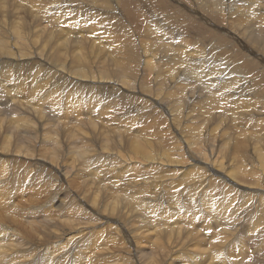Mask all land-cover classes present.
<instances>
[{
  "label": "bare ground",
  "instance_id": "6f19581e",
  "mask_svg": "<svg viewBox=\"0 0 264 264\" xmlns=\"http://www.w3.org/2000/svg\"><path fill=\"white\" fill-rule=\"evenodd\" d=\"M6 1L7 0H0V33L1 34L7 33V35L11 39L8 42L6 40V38H5V36H4L5 39L0 38V67H8V68L10 67L11 69H14V71L16 73H18V74L23 73L24 70L33 69V71L34 70L37 71L38 68H39L40 71H41V74H43L44 77L39 82H37V81L40 79V77H34L33 81L37 82V83L36 84L33 83L32 86H30V89L34 93L37 90H39V89H40V92H42L41 85L43 83H41V82H44V84L48 83V87L47 88L53 89V91L48 93L47 96H45L43 99H41L40 104H38L37 106H39V107L45 106L50 111H52L55 107H58L57 104H56V102H57L56 100H57L58 96L61 95L59 93H66V91L68 89L75 90V91L77 90V92L85 93L86 94L85 98L87 99V101H84L82 103H78L77 105L74 104V107L76 108L77 111H75V114H73L74 115L73 118L76 120V122L78 124H80V123L83 124L85 122H88V124H91V125L96 124V123H94L95 116H93L92 110H93V106L96 105L97 101L100 102V106H101L102 102H105V101L108 102L107 100L111 99V98H112V100L115 98L114 101L115 100L117 101L118 98L120 100H127L133 105L132 108H134V110H136V112H137L138 110H142V109H141V107L140 108L138 107L139 103H135V101L137 102V100H139L140 98H144V102H147V100H150L149 102L153 103L152 106H155V108H158V110L163 111L164 113H167V115L169 117L168 119H170L169 120L170 124L172 126H174V129L178 132L179 138L182 140L183 147L187 150L188 153L189 152H195L196 150H198V149H196V146L195 147L193 146L194 148L192 150V143L190 142V140L185 139L183 137L182 133H180L181 131H179V129H178L179 127L177 125H179V123L182 121L181 120L182 119L181 111H183L187 107V105H189L191 102L193 103L195 100H199V101L202 100V102L203 101H207V100H205V98L210 97V96H212V97L215 96L216 97V96L220 95L218 98L225 97L224 100H222V102H224L225 99L227 100V98H233V99H237L239 97L242 98L241 95H243V93H244L243 86L248 82L247 81L248 79H245L244 75L243 76L241 75V72L239 71L238 68H236L234 70H230L232 72H236L237 71V74H234V73L219 72L218 69L215 68V67H206V68L203 69V66L201 64H198L197 68H196L194 66V64H197L200 61H203L205 64L213 65L220 58H222L221 55L226 54L227 51L230 49L229 53L227 54L229 56V59L225 63V65H226L225 68L229 70V69H231V64L233 63V55H234L233 51L236 48H240L241 50H243L246 53H248V56H251L253 58V62H254V65H255V70L253 69L254 70L253 72L257 73V75L259 77H261V76L264 77V73H263L264 72V42L262 41L263 40L262 37H261V39L259 38V36L264 33V0H211L210 2L207 1V0H189L191 2V6H189L187 8H186V5H184L183 3H180L177 0H168L167 1L168 4H170L169 6L176 5L178 7V5H179V7H181L184 10V12H185V10H188L189 13H191L192 16L197 21H205L206 23H208V25L209 24H210V26L212 25V28H209L208 32H202L201 30H199L197 32L196 31H192V30L186 31V29L190 28V27H183V23H181V24L179 23L180 25L179 24L175 25L176 23L174 24L173 23L174 21L172 22L170 19H168L166 17V15L162 19L161 18L155 19V18H153L152 16L149 15V17H148V19L150 20L149 22H151V24L153 25L152 27H150V29L148 27V24L146 26H143V29L140 28V26H138L140 28V31L142 30V33L148 34V35L151 34V35H153L156 38L155 46H153L155 48L151 47L149 49H144V51H143V57L145 59L144 62H143L144 63L143 69L145 68V70H143V71H145L143 75L153 74V75H155L154 77L157 79V77L159 76L160 73L162 75L163 68H166L168 66L167 65L168 62L169 63L175 62L174 64L175 65L178 64L180 66V68H181V70H180L178 68L174 69V67H173L174 70H172V71L169 70L170 71L169 72V74H170V81H169L170 88L174 87L178 82H182L183 80L186 81V84H183L184 85L183 88H180L178 86L182 90L180 91V93L178 95V100H176L177 108H176L175 113L168 111V110H170V108L167 105H164V103L162 102V100L158 96L157 97L156 96L153 97L154 95L153 96H148V97L144 96L142 94L141 90L139 89V86H140V83H141V79L139 80V83L137 82L138 84L134 85L135 87H129V86H127V83L128 82L131 83V82L127 81L126 79H123V78H130V77L127 76L125 73H121V76L118 75L120 77H119V79H117V78H113V77H110V76H106L105 74H101L99 72H98L99 74H94L91 71V69L87 66V62H88L89 59H87L86 54L82 50L83 48L85 49L86 47H83V46L85 44L89 45L91 47V51H93V52L95 50H98L97 48L102 50L105 47V45H104L105 42L102 41L103 37L95 38L96 41H93L92 44L88 43L87 40L86 41L85 40L84 41L78 40L77 42H74L72 40L73 41L72 45H75V46L79 45L81 48H79L77 50H79V51L82 50L81 52L73 51L72 54H71V56H73L74 59H75V61H71V63H70V64L74 65L73 69L70 68V67H66L64 62L60 61V59H57V58L53 59L52 58V54H50L48 56L49 62H47V59H45V56L43 55L44 53L41 54L38 50L37 51L36 50H33V51L31 50V51H29V53H27V52L23 53V51H22V49H25V48H30V49L36 48V45H37V47H43L44 48V46H48V43H49V41H50V39L52 37H53L52 39H54V40L57 39L58 40L59 38H62V37L64 38L66 35H71V34L74 33V30H75L73 28L74 26L73 27L72 26L67 27V25H65V23H66L65 17H63L61 15L60 16L56 15V16L51 17L49 15V13H51V14L53 13V12H51V10L57 11V9L66 8L67 4L68 5L71 4L72 6H74V7H71V8L83 10V12H84V14L82 16V19H83L82 21L83 22H84V19H87V15H90L91 18L92 17L95 18L96 23H97L98 17H96V16H98V13L96 12V13L92 14L89 11L93 10V12H95L94 10H101L103 8V10L104 9L111 10V12H112L113 9L114 10L116 9L117 10L116 12H118V10L122 11L124 13V15L126 14L129 18H131V19H133L135 21L137 18L139 19V17H137V15L135 14L134 10L137 7V4L133 3L134 2L133 0H17V2L14 0L17 3L16 6H20V4L21 3L23 4L24 1H25V4L28 3V5L27 4L26 5L30 6V8L28 7L29 9L27 11L22 10V8H21L22 5L20 7L22 11H19V10L16 11V8H12L10 5H6L5 4ZM136 1L137 0H135V2ZM185 1H187V0H185ZM12 2H13V0H12ZM25 4L23 5V7L25 6ZM138 4L140 5V2ZM99 5L102 6L101 9H99L100 8V7H98ZM134 5H136V6H134ZM142 7H144V5L141 6V8ZM20 8H18V9H20ZM32 8L35 9V10H33ZM141 8H140L141 11L145 10V9H141ZM137 9H138V7H137ZM179 10L180 9H178V11ZM164 11L170 12L169 9L168 10H164ZM178 11H177V13H178ZM87 12L89 14H86ZM180 12H179V14H180ZM137 13H138V11H137ZM39 14H41V15L39 16ZM139 14H141V13H139ZM162 14H164V13H162ZM230 14H235V15L242 16V19L244 17L245 18L246 17H251V21L250 22H253L251 24V28L252 29L249 31V26L247 28H242V27L247 26V25H243V24H239L240 27H236L235 26L237 29L234 30V31L229 29L228 26H233L235 24V21H238L241 18V17H237L235 20L231 21L230 20L231 18L229 17ZM107 15H109V13ZM224 15L225 16L227 15L228 17L225 18ZM246 15H248V16H246ZM146 16H148V15H146ZM173 16H174V14H173ZM219 16L221 17V19L223 21H226L225 25H227V27L226 26L220 27L221 26L219 24L220 22L218 21L219 25H217V21L216 22L214 21V19L219 18ZM61 17L63 18L62 20H61ZM100 17H102V15H100ZM103 17H105V16H103ZM143 19L146 20V18H144V17H143ZM44 22H47V23L55 26L56 27L55 28L56 31L57 30L60 31V32H58V35L54 33V36H53V33L51 31L48 34L46 33L45 37H42L44 32H41V30H43V28L45 29V26L43 25V27H42L41 24L44 23ZM88 22H91V21H88ZM88 22H85V23H88ZM182 22H184V21H182ZM68 23H70V22H68ZM105 23H106V21H105ZM91 24H92V22H91ZM83 26H85V24ZM136 26H137V24H136ZM48 27H50V25ZM93 28H95V27H93ZM93 28L87 29L85 34L84 33L83 34L86 36V35L92 33L93 32ZM100 28H102V27L100 26ZM3 30L5 32H3ZM94 30H96V29H94ZM97 30H99V29H97ZM81 31L83 32V29ZM254 32H255L256 35L254 34ZM95 34H97V33H95ZM107 35L108 34H106L105 36H107ZM138 35H139V33H138ZM72 36H74V34ZM140 36H141V32H140ZM73 38L74 37H72V39ZM193 38H195L196 40L193 41V45H190L191 43L190 42L188 43V40L189 39L191 40ZM66 41L68 42V39H66ZM110 41H111V38H110ZM116 41H119V40L117 39ZM106 42H109V39L107 40V37H106ZM96 43L98 44V47L94 46ZM112 43H113V40H112ZM230 43H232V45ZM224 44H228L227 46H231V47L229 48V47L223 46ZM255 44L256 45L260 44V46H257V49L261 48V51H257V52H259V54L254 52L255 50L253 51V47L256 48ZM100 45H102V46H100ZM109 45H111V44H109ZM64 47H65V45H64ZM95 47H97V48H95ZM68 49H70V48H68ZM117 49H119V48H117ZM57 50H59L61 52V49H57ZM71 50H73V49H71ZM71 50H70V52H71ZM114 50H115V48H114ZM234 52H236V51H234ZM96 53L99 54V51H96ZM246 53H244V54L246 55ZM59 54H61V53H59ZM59 54H57V55H59ZM106 54L108 56H110V55L112 56L111 52L106 53ZM46 55H48V54H46ZM119 55H120V53H119ZM248 61H250V60H248ZM171 66L172 65H170V67ZM107 69H109V68H107ZM170 69H172V67ZM96 70H97V68H96ZM99 70H101V69H99ZM106 71H108V70H106ZM255 71H260L261 74L259 72H255ZM129 72H130V70H129ZM108 75H109V73H108ZM113 75H115V73ZM164 75H166V74H164ZM116 77H117V75H116ZM161 78H163V77H161ZM256 78L257 77H253V85H254V81H256ZM165 81L167 82V80H165ZM162 84H161V86H162ZM143 85L145 86L147 84L145 82H143ZM172 85H174V86H172ZM158 87H159V85H158ZM253 87H256V86L254 85ZM259 87L256 89V91L253 89V95H254V97L252 99L253 103L250 104L251 105L250 107H253L252 108L253 109L252 110L253 114L251 113L252 114L251 116H253V121L256 120L255 117H258L260 115L259 113H257L259 115H256V113H255V111L257 112V108H264V100H256V98L258 97L257 95L260 94L264 90V88L261 89ZM129 88H131V89H129ZM179 88H177V89H179ZM214 88H215V90L213 92V95H211L209 92L213 91ZM250 88H252V87H250ZM160 89H162V88H160ZM251 90L252 89H250L249 92ZM12 91H14V90H12ZM142 91H143V89H142ZM175 92H177V91H175ZM13 94L14 95H12V96L8 95L9 98L7 99V101L0 100V116H2V115L5 116V114H6V116L9 115V117H7L8 118V124L6 123L4 126H7V128H9V129L13 128V127H16L18 129L19 133H20V138L17 137L18 136V132H17V136L14 135V139L13 140L11 139L12 137H10L9 135L7 136L6 134H3V135L0 136V149L4 150L3 152H0V189H1V186H2V181H4V175H5V172H6V166L7 165H5V163L8 160H11V159L12 160L15 159V161L20 159V160H23L25 163H27L28 165H25V166H28V169H25L26 167L25 168L22 167L23 169L26 170V171L24 170L25 171L24 173L28 172L31 175L32 179H34V180L37 179V178L39 180L41 178V179H43V181H49V184L52 187L57 182L59 184V181H62L63 179H65V182H66L67 177L65 176V171H63V170H66V172L68 173L69 169H66L64 165H61L60 163H57L56 162V158H55L56 157V155H55L56 149L59 150L61 145L60 146L57 145L58 147L56 146V148L54 149V145L56 144V139H55L56 137L55 138H51L52 136L50 137V135H49V137L47 136L48 137V141L51 144H53V146H51V150H49L47 152L46 156H44V154L40 153L41 152L40 148H38L36 144H33V143H35V140H32V139L28 140L27 137H26V134H27L28 130L31 128V126L30 125L29 126H22L21 125L22 122H23V124H24V122H29L30 123V121H28V119H30V118L23 116L22 112L18 111V109H17L18 107L14 106V105L20 106V108H22L21 110H25L24 107L26 106L25 104H27V103L22 102L21 100H19V98L17 99L16 97H20V96H18V94H15V91H14ZM38 96H40V95H38ZM64 96H65V94H64ZM78 96H80V93H79ZM96 96H98V97H96ZM245 96H247V95H245ZM33 99H34V97H33ZM37 99H40V97L37 98ZM182 99H184V101H183V104L181 105L180 103L182 102ZM249 99H251V98H249ZM120 100H118V101H120ZM213 101H215V100H213ZM240 101H242V100H240ZM31 102H32V99H31ZM250 102H252V101L250 100ZM247 104H249V103H247ZM128 105H130V104H128ZM243 106H244V104H243ZM248 106L249 105L246 106V104H245L246 108ZM39 107H37V108L35 107V108L31 109L30 112H31L33 117L35 115L43 113L42 108H39ZM225 108H227V106ZM28 110L29 109H27V111ZM212 110H214V109H212ZM8 112L10 114H8ZM101 114L102 113H98L96 115V117H101ZM174 114H176V115H174ZM209 118L210 117H208L207 119H209ZM37 119L41 120L42 116L40 115V117H37ZM2 122H3V119H2ZM258 123L260 125H264V120L262 118H260V119H258ZM114 125H115V123H114ZM198 125H199V122H198ZM257 125H255V126H257ZM136 126H137V124H136ZM201 126H199L198 128H200ZM202 127H204V126H202ZM120 128L121 127H119V129ZM131 128H130V131L132 130ZM2 129H4V128H2ZM2 129L0 128L1 131H2ZM121 129H124V126ZM184 129H185V127H184ZM186 129H188V128H186ZM11 130L12 129L7 130V132L10 133ZM116 130H118V129H116ZM120 130H118V131H120ZM7 132H4V133H7ZM62 132H64V131H62ZM79 132H81V131H79ZM79 132L77 131L76 133L71 134V136L73 138H76L77 142L78 143L80 142V144L82 145V146L80 145V153H79V157L78 158L81 157L82 162L84 163V165H86V163H91V162L93 163L94 160H96V157H95V154H94V150L90 148L92 146L87 143L88 140L86 141V139H84L85 138L84 134L83 133H79ZM127 132L128 131H126V133ZM262 132H264V126L261 127L258 130L257 134L254 136V139H253V153L251 155V158L245 155L243 157V160L241 161V163H239L240 166L235 167V168L233 166L234 170H231V171H228L229 165L225 166V163H223L224 161L222 162V159H223L222 156H221L222 154L219 155V153L217 151H213V149H210V151L208 152V156H207L208 161L204 160L206 158L200 159L199 156L195 155L194 153H190V156H193L192 159L195 158L197 160V162L202 166V169L204 170V172H203V174H201V172L203 170L200 168V170H202V171L201 172L200 171L197 172V169H196L197 176H198L197 177V176H195V173H196L195 169L194 168L191 169V170H194L193 174H194V177H196V179L194 178L196 180V182L193 179V174H192L193 171L191 172L192 175H190V176H192V179L189 177L190 173L188 174V177H186V179L190 178L196 184V186L194 187L193 190H190L188 192L186 191V193L188 194V196L185 195V197H187V199H186L187 202L186 201H182L181 197H183V196L179 197V195H178L179 194V190L181 189L180 187H179L180 189L178 188V190L176 191L177 194L176 193L174 194V192H173V195L169 193L170 195H172V198L169 195L168 199L171 198L170 202L177 206V212L179 210V212L181 214V211H182L181 208L190 210V211L188 210L190 213H188L187 215L184 216L182 214L183 218H185L186 221L184 222V221L181 220L180 222H182L184 224L182 226L179 224V226H177V228L175 227L176 229H174V221H173V223L170 222V224L172 223L173 226L172 225L170 226V224L166 221L167 220L166 215H168V214H166V212H168V211H165L164 214H166V215L162 214V212L160 213V212H156V210L154 211V208L156 209V205H161V204L163 205V203L166 202L165 200L167 199V197L164 195V193H162L163 189H160L161 186L160 187H159V185L157 186V184H158L157 180L154 179L157 183L155 181L152 183V181L150 179H148L149 177L148 178L145 177L146 179H142L143 180V188L146 189L145 191H148L149 189H152V191L154 192V190H155V193H152V191H151V193L149 194V196L151 195V197L150 198H145L146 201H144V196L145 195L143 196V198H140V199H139V197H137L138 194L136 196L133 195L134 193H136L135 192L136 190L134 192H133V190L137 189V188H131L134 185L132 186V183H130V181H129L130 179L125 180L126 181L125 183L127 184V186H131L130 189L129 188L125 189L122 192L119 191L120 194H121L120 195L121 196L120 197V201H121V205L123 204V209H126V207H131V210L127 209V210H130V212L134 211L133 208L141 209V211L139 210V212H137V210L135 209L136 210L135 212L137 214L136 215L137 219H138V216L140 217V219H139L140 222H138V224L140 226H138V227L139 228L143 227V226H146V227L141 228V229H136L137 232L133 231L132 233H134V234H132V235H131V231H130L131 229H130L129 225L124 223L125 221H122V219H121V217H123V216H125V218H127L126 216H128V218H129V216H130L129 214L130 213H126V211H124L123 214H122L123 216H121V215L117 216L115 214V211L118 209L117 208L118 206H117L116 202H120V201L119 200L117 201L115 199V201H116L115 202L113 200V198L119 199V197L107 196L108 198L110 197L111 200H113V202L111 201V203H110V202L107 201V197L105 195H102L101 192H99L100 189L102 188V186L107 184L109 181L107 183H105V182L103 183L102 182L103 180H102L101 183H103L104 185H101L99 190L97 188L99 186H96V184L98 183L96 181L97 183H95V185H94V187L96 186V189H94L95 191H92L91 195L89 194L90 195L89 197L87 196V199H85L83 197V193H85V192H83V190L82 191L80 190L81 192H83L82 194H79V193H76V192L72 193V194L70 193L72 196H74L73 198H75L77 200L76 201L73 200L74 202H76L75 206H73V204H72L73 202L71 200L72 197L70 198V200L72 202V203H70V204H72V206L71 205L70 206L72 208H70V207H68V208H70V212L73 213V214H70V212H69V213L65 214L64 216H59L57 214L58 212H56V211L58 210V206L54 207V204H52V205L49 204V210H50L49 212H45V210L40 211V209L38 207H35L33 212L32 211L30 212V207L25 205L29 199L26 200V198H24L23 193L22 194L20 193L21 195L18 198H16V199H12V197H11L12 200L11 199L7 200L3 196V193H2L3 189H1V191H0V264H60L61 261H63L62 262L63 264H74L73 260L75 259V257L73 255H71V254H72L74 248L77 246V244L82 242L83 239L82 238L80 239V232L79 231H77V232L74 231L75 230L74 226L78 227V225H80V224L74 225L76 223H72L73 221H71V220H74L75 222L80 223L82 219H84V220H86L85 218L91 219L92 215H94V214H95L94 217H92V219H91L92 223L97 222V221H99L101 223H106V222L109 223V220H116V225L114 224V226H116V228H118V229H116V233H114V235L115 236L117 235L119 237L116 236V238H118V240L117 239L115 240V237H110V242L108 244L110 246H113L112 243L115 245V247H112V249L108 246L107 242H102L99 245L101 250L98 251L96 254H93V255L90 256L89 252H86L84 254V256L87 257V260H85L84 264H140L138 258L140 256L147 257L146 253L142 252L139 249V245H140L139 237L144 239L145 236H146L145 232H146V234L150 233V236H151V232H152V235H155V236H151L150 238H152L151 241L152 240L153 241H157L158 240L157 244H156V242L154 243L157 246L156 248H158V250L162 251L165 248V246H166V247H169V249H171V251H173L172 252V256L169 257V260L167 259L169 261L167 264H185V262L187 264H229L227 262L228 260L224 259L223 253H225V250H226V255H228L230 257L231 254H228L230 252V248H231L232 244H235L236 242L239 241L238 238L241 239L240 243H243V244L247 243L248 245H252V247L251 246H249L250 248L247 247V250L246 251H242L241 253L239 252L240 254H234L237 258L234 261H229V262H231L232 264H249L250 261L252 262V264L257 263V262H253V261H255L254 256H256L254 254H257V252L261 253V251L264 250V142L260 143V142L264 141V133H262ZM51 133H52V131H51ZM72 133H73V131H72ZM99 133L102 134V131H98V134ZM120 133L121 132H119V134ZM128 133H130V132H128ZM111 134L112 133H110L109 135H111ZM122 134H123V132H122ZM133 134H131V135H133ZM160 134H162V133H160ZM197 134H199V132ZM58 135L59 134H57V139H58ZM117 135L118 134H116V136ZM103 136L105 137L106 135H103ZM111 136L114 137V134H112ZM118 136H117V139H118ZM122 136L121 137L124 138V134ZM189 136L192 139V135H189ZM100 137H101V135H100ZM172 137H174V135ZM185 137H188V136H185ZM190 137H188V138H190ZM126 138H127V136H126ZM174 138H176V137H174ZM129 139L130 138H128V140ZM161 139H163V138H161ZM170 139H169V142L167 141V143H171ZM222 139H223V137H222ZM67 140H68V138H67ZM118 140H120V138ZM177 140H178V138H177ZM177 140L175 139V141H177ZM202 140H204V138ZM202 140H200V141H202ZM98 141H100V140H98ZM132 141H133V139H132ZM140 141L135 140V141L131 142V140H129V141H127L128 142L127 144H130L128 146L129 147L131 146L132 150L134 151V153L141 158L142 165H144V164L146 165L145 162H147V161H149L150 163L152 162V165L154 163L155 164H160L161 166H162V164L164 165L165 162L162 163L163 161L161 162L159 159H158L159 160L158 161L157 158H156L157 161H155V159L152 157L155 153L154 154L153 153L150 154L147 151L148 149L147 150L145 149L146 147H149L148 144L145 147L144 145H145L146 142L144 143V141H143L142 142V143H144V145H143V144L139 143ZM175 141H173V142H175ZM129 142H131V143H129ZM106 143H108V142H106ZM178 143L180 144V142H178ZM178 143H176V144H178ZM199 143H201V142H199ZM171 145H173V143H171ZM171 145H169V146H171ZM221 145L222 144H220V146ZM179 146H178V149H179ZM200 146H202V145L200 144ZM70 147H67V148L65 147V149L70 151L71 150ZM98 147L100 148L101 152L102 151L104 152V153H102V155L106 154L107 151L105 152V150H108V149H107V145H105V142H104V144L102 146L99 145ZM77 148H78V146L76 147V149ZM174 148H175V146H174ZM218 148H219V146H218ZM180 149L182 150V147H180ZM202 149H204V148H202ZM223 149H224V147H223ZM72 150H74V149H72ZM233 150H235V149L233 148ZM69 151H67V152H69ZM236 151H238V150H236ZM34 152H36L38 157H37V155H33ZM64 152L65 151H63V153ZM113 152H114V149H113ZM115 152H117V150H115ZM126 152H128V151H126ZM129 152H128V154H129ZM131 153L132 152H130V154ZM179 153L181 154V152H179ZM201 153H203V152H201ZM114 154H116V153H114ZM168 154L171 155L170 153H167V155ZM192 154H194L196 157H194V155H192ZM198 154H200V153H198ZM243 154H244V152H243ZM108 155H110L109 152H108ZM121 155H123V154H120V156L119 155H115L116 156L115 159L119 160V158L125 157V156H121ZM164 155L165 154H163V157H165ZM172 155L174 156V153ZM200 155H202V154H200ZM61 156H59V157H61ZM89 156H91L90 158H92V159H88ZM105 156H106V159H107V155H105ZM181 156H183V155H181ZM181 156H180V158H182ZM242 156L243 155H241V157ZM100 157L102 158L101 155H100ZM157 157H158V155H157ZM168 157L166 156V158H168ZM204 157H206V156L204 155ZM232 157L230 159H232ZM129 158H130V162H131V157H129ZM170 158H171V156H170ZM170 158L168 160H170ZM172 158H174V160H175V158L178 159L179 157L177 155V157L175 156V157H172ZM172 158H171L170 161L173 160ZM180 158H179V160H180ZM187 158H190V157L187 156ZM226 158H228V157L226 156ZM195 159H194V161H195ZM251 159L253 161L257 162V163L254 164V165H253V163H255V162L245 163V162H247L249 160L251 161ZM107 160H109V159H107ZM121 160H122V162L126 161L123 158ZM168 160H166V163L168 162ZM174 160H173V162H174ZM189 160H191V159H189ZM227 160H229V159H227ZM87 161H89V162H87ZM115 161H117V160H115ZM143 161H144V163H143ZM170 161H169V163H170ZM177 161L178 160H176V162ZM183 161L186 162V163L189 162V161H186L184 158H183ZM105 162H107V161H105ZM122 162H120L121 164L120 163L119 164L122 165V167H123V165L126 164L128 161H126V163H124V164H122ZM130 162H128V163L131 164L132 162L131 163ZM137 162H136V164H137ZM182 162H181V164H182ZM192 162H189V165ZM232 162H233V159H232ZM72 163H74V161ZM112 163H109L108 166L110 168H113V167L116 168V166L113 165L114 163L113 164ZM139 163H140V161H139ZM139 163L137 165L141 164V163L140 164ZM244 163H245V167L242 168ZM20 164H22V163H20ZM119 164L117 163V165H118L117 168L118 169L120 168ZM129 164H126V165H129ZM134 164L135 163L131 164L132 167H133ZM147 164H148V162H147ZM176 164L175 165L179 167L180 164L179 165H178V163H176ZM78 165H79V163H78ZM80 165H82V164H80ZM88 165H90V164H88ZM105 165L106 164H103V166H105ZM165 165H167V164H165ZM170 165L173 166L174 164H170ZM183 165H185V164L183 163ZM247 165H248V167H247ZM147 166H150V165H147ZM158 166L159 165H157V167ZM77 167H79V166H77ZM135 167H137V166H135ZM155 167H156V165H155ZM173 167H175V166H173ZM180 167H179V169H180ZM194 167L198 168L200 166L196 165ZM63 168H65V169H63ZM93 168H95V167H93ZM105 168H106V166H105ZM110 168H108L109 170L108 169H105V170H103V169L99 170L98 169L96 172H94L95 176L92 175L93 178H90V179H96L97 180V176H99L101 174V175H103L102 177H104V179L107 180V177L112 175L110 173ZM181 168L183 169V167H181ZM14 169H15V166H14ZM23 169H21V170H23ZM135 169H139V166L137 168H135ZM135 169L133 167L132 171L135 172L136 171ZM144 169H148V168L144 167ZM171 169H172V167L170 168V170ZM149 170L150 169H148V172H150ZM172 170H174V169H172ZM172 170H171V173H172V176H174L173 174L176 173V171L174 170L175 172L173 173ZM191 170H189V171H191ZM75 171H76V169H75ZM89 171H92V170H89ZM129 171H131V168H130ZM144 171L147 173L146 170H144ZM164 171L168 172L169 169H168V171L167 170H164ZM179 171H181V170H179ZM179 171H177V173H180ZM14 172H15V170H14ZM133 172H131V173L134 174ZM136 172L138 173V171H136ZM139 172H140V170H139ZM166 172L162 171L163 174L164 173L166 174ZM69 173H72V172L70 171ZM94 173L92 172L91 174H94ZM199 173L201 175H199ZM126 174L128 175V172ZM145 174H144V176H147V174L146 175ZM6 175H8V174H6ZM136 175H138V174H135V176ZM140 175H143V173L140 174ZM241 175L243 177H241ZM123 176H126V175H123ZM215 176H217L218 180L220 179L221 182H222V184L215 183L218 186V189H221L222 192H224V195H225L226 192H228L227 193L228 197L230 199L234 200L235 202L234 201H233L234 203L227 202L225 205H224L223 202H220L218 205H216V207H213L214 209H212V205L209 204L208 201L205 202L204 198L206 196L207 189L209 190L211 187L212 188L214 187V186H212L213 180H211V178L215 177ZM74 177H76V176H74ZM138 177L141 178L143 176H139L138 175V176H136L134 178H136V180H137ZM155 177L157 178V176H155ZM208 177H210V179H207ZM5 178H6V176H5ZM130 178L132 179V177H130ZM41 179H40V181H42ZM116 179H120V178L118 177ZM190 179H187V180L190 181ZM70 180L71 179H69V181ZM89 180L88 181L85 180L84 183L87 184V182H89ZM187 180H184V181L186 182ZM29 181L31 182V180H29ZM176 181L178 182V180H176ZM184 181L182 183H184ZM38 182H36V183H38ZM116 182H117V180H116ZM162 182H163V180H162ZM169 182L171 183V181H169ZM187 182H186V184H187ZM190 182H188V185H190V184L192 185V183H190ZM90 183L92 185L93 182L90 181ZM133 183L134 184L135 183L139 184L136 181L133 182ZM163 183H166V181L163 182ZM46 184L47 183H45V185ZM78 184L80 185V183H78ZM180 184H181V182H180ZM186 184H183V185L185 186ZM38 185H40V184L38 183ZM74 185H76V184H74ZM114 185H115V183H114ZM121 185H124V183H122ZM167 185L168 184L166 183L165 186H167ZM169 185L171 186V184H169ZM183 185H181V187ZM250 185L251 186L254 185L256 187L251 188ZM81 186H83V185H81ZM81 186L79 188H81ZM89 186H90V184H89ZM89 186H87V187H89ZM105 186H104V188H105ZM49 187H48V189H49ZM52 187H51V189H52ZM77 187L73 186L74 189H76ZM163 187H164V184H163ZM204 187H205V189H204ZM31 188H32V186H31ZM108 188L110 189V187H107V189H104V190L107 191V193H109L108 192V190H109ZM124 188H126V187H123V189ZM183 188H185V187H183ZM29 189H30V187H29ZM40 189H42L41 186H40ZM40 189H39L38 193H42V191L40 192ZM45 189H44V193L47 190V189L46 190ZM81 189H83V188H81ZM85 189H84V191L89 190V189H87V190H85ZM131 189H133V190H131ZM156 189H158L160 192L156 191ZM164 189H165V187H164ZM166 189H168V187ZM216 189L217 188H215V190ZM77 190H75V191H77ZM110 190H113V189L111 188ZM215 190H214V192H215ZM30 191L28 193L32 194L33 192L32 191L30 192ZM114 191H115V195H116V190H114ZM36 192L37 191H35V193ZM69 192H71V191H69ZM166 192H165V194H166ZM38 193L36 195H38ZM63 193H68V191H63L61 189L57 190V188H56L55 192L51 193V196L53 195V197L50 196L52 199L49 201V203H51L52 201L60 202L58 200V197H59V195H61ZM89 193H90V190H89ZM97 193L101 194L102 197L104 196L106 198V200H105L104 197L103 198L102 197L99 198L101 195L98 196L99 194L96 195ZM110 193L112 194L111 191H110ZM182 193H181V195L184 194V193L183 194ZM208 193H209V191H208ZM208 193H207V195H208ZM212 193L213 192H211L210 194H212ZM78 194L80 196L82 195V197H79ZM113 194H114V192H113ZM144 194H147V193H144ZM252 194H253V198L251 197ZM30 195H28V196H30ZM43 195H45V194H43ZM86 195H87V193L84 194V196H86ZM122 195H123V197H122ZM142 195H143V193H142ZM254 195H257L256 199H254L255 198ZM65 196H66V194H65ZM68 196L70 197V195H68ZM97 196H98V198H97ZM212 196H210V197H212ZM69 197L67 199H69ZM207 197H209V196H207ZM217 197H216V201H217ZM137 198H138V200H137ZM33 199L35 200V198H33ZM65 200H66V198H65ZM65 200H63V201L66 202ZM221 200L222 199H220V201ZM232 200H229V201H232ZM63 201H62L61 205L64 204ZM167 202H169V201H167ZM210 202L212 203V199L211 198H210ZM28 203H30V202H28ZM154 203H156L155 207H154ZM165 204H167V203H165ZM212 204H214V202ZM59 206H60V204H59ZM66 206H67V204H66ZM120 209L122 210V207H120ZM174 209H176V208H174ZM170 210L172 211L173 208L170 209ZM173 211H176V210H173ZM37 212L39 213V215L35 216V215H37ZM60 212H61V210H60ZM183 212L185 213L186 211H183ZM27 214H29V216L25 217ZM113 214L115 215V217L112 216ZM117 214H118V212H117ZM131 214H133V213H131ZM178 214L179 213H176V215H178ZM163 215L166 217V220L163 222V224H164V229L163 230L166 233V236L163 237V238H160V236L158 234H155V233H158V231H156L157 228L155 226H151L147 222L145 223V221L151 220V218L153 219L156 216L161 217L160 219H162ZM173 215H174V212H173ZM210 215H211V217L214 215V218H215L216 223H217V225L216 224L215 225L217 226V229L220 230V231H219V233H216L217 234L216 235L217 238L215 237L218 240H215V242L212 241V243H210L211 247L209 246V251L203 252L204 250H201L199 244L198 245L197 244L194 245L193 242H192V244H193L192 249H194L195 251H190V246H189V251H187V248H185L186 250L183 249L184 252L181 253L183 258L186 260L185 262L180 260L178 256L173 255L174 253H176V250L174 249L175 243H174V245H172V243H173L172 241L173 240H171L173 234H177L176 236H178L179 233L182 234V232L184 231L183 230V226L185 227V224L187 226L190 225L191 227L192 226L193 227H199L200 225H206L203 222L205 220V222L207 223L208 222L207 220H209ZM168 216H170V215H168ZM179 216H181V215H179ZM141 217H143V218H141ZM62 218H65V219H62ZM88 219H87V221L90 222L91 220H88ZM143 219H145V220H143ZM172 219H176V218L174 217ZM172 219H170V220H172ZM181 219H182V217H181ZM26 220L27 221L29 220V221L27 222ZM129 220L136 221V220H133L131 218ZM179 220H180V218H179ZM179 220H178V222H179ZM16 221H18V222H16ZM159 221L161 222V220H159ZM210 221H212V220H210ZM14 222H16V223H14ZM82 222H85V221H82ZM156 222L157 221L155 220V224H156ZM70 224H73L74 226L70 225ZM135 224H137V223L135 222ZM135 224H133V225H135ZM163 224H162V226H163ZM198 224H199V226H198ZM210 225H212V224H210ZM70 226H71V228H73V230H71V228L69 229ZM87 226L85 228H87ZM98 226H100V225H98ZM244 226H246V230H243ZM23 227H24V229H25V227H26V229L28 227V229L27 230L25 229V230L22 231L21 228H23ZM210 227H213V226H210ZM80 228H82V227L80 226ZM83 228H82V230H83ZM92 228H94V227H92ZM134 228H137V227H133V230H134ZM200 228H201V226H200ZM33 229H35L34 236L37 239L36 238L34 239V237H33ZM108 230L110 231V229H107V231ZM117 230H120V232H118ZM49 231H52V232H49ZM109 231H108L107 235L108 234H113V232L110 233ZM241 231L242 232L245 231L247 233L246 234L247 237H248V241L247 242H245V240L243 238L238 237L239 233L241 234ZM185 232H187V231H185ZM190 232H192V231H190ZM101 233L103 234V231H101ZM137 233L139 234V237L137 236ZM184 234H186V233H184ZM184 234L182 236H184ZM235 234H237V235H235ZM78 235H79V238L75 239L74 237H76V236L78 237ZM86 235H88V234H86ZM213 235L215 236L214 233H213ZM191 236H193V235H191ZM195 236H198V235L196 234ZM214 236H212V237L214 238ZM240 236H242V235H240ZM82 237H84V236H82ZM120 237H123V239L124 238L128 239L126 241V243L131 245V247H132L131 250L124 249L125 247H129V246H126L125 244L123 245L124 248L121 246L123 244V240H121ZM184 238H185V236H184ZM193 239H194V237H193ZM183 240H185V239H183ZM49 241H52L51 246L45 245L46 243L48 244ZM184 242H186V241H184ZM43 244H44V246H43ZM150 244H153V243L151 242ZM150 244L147 245V246L150 247ZM213 244H215V246ZM177 245H178V243H177ZM182 247H184V246H182ZM244 247L246 248V246H244ZM244 247L242 248L243 250H244ZM115 248H117V249H115ZM222 248H225V249H222ZM146 249H147V247H146ZM169 249H166V251L169 250ZM180 249H182V248H180ZM164 251H165V249H164ZM246 252H247V254H246ZM147 254H149V253H147ZM69 255L71 256V260L69 262L68 261L66 262V258H68ZM159 255H160V253H159ZM166 255H168V254H166ZM166 255H165V257H167ZM259 255L257 254V256H259ZM252 256H253V260H252ZM202 258H207L208 260L207 259L202 260ZM177 260H180V261H177ZM163 263L164 262H162L161 264H163ZM146 264H158V261H157V259H155L154 255L150 256V257L148 256L147 259H146Z\"/></svg>",
  "mask_w": 264,
  "mask_h": 264
},
{
  "label": "rangeland",
  "instance_id": "374dc122",
  "mask_svg": "<svg viewBox=\"0 0 264 264\" xmlns=\"http://www.w3.org/2000/svg\"><path fill=\"white\" fill-rule=\"evenodd\" d=\"M16 2H17V0H15ZM14 0H13V2H12V0H7L6 2H5V4L6 5H10L12 8H16V11H22V10H25V11H27L29 8H30V6H27L28 5V3H26L25 4V1L23 2V4L21 3L20 4V6H16L17 5V3L15 2ZM134 2L133 3H136L137 4V7H138V9H137V7L135 8V14L137 15V17H139V19L137 20H133V19H131V18H129L126 14L124 15V13L122 12V11H119L118 10V12H116L117 10L115 9H113L112 10V12H111V10H106V9H104L103 10V8H102V6L101 5H99L98 7H100L99 9H101V10H94L95 12H93V10H91V11H89L90 13H92V14H94V13H98V16H96V17H98V20H97V23H96V20H95V18L94 17H90V15H87V19H84V22L82 21L83 19H82V16H83V14H84V12H83V10H80V9H75V8H71V7H74V6H72L71 4H67L66 6V8H60V9H57V11H54V10H51V12H53L52 14L51 13H49V15L51 16V17H53V16H56V15H58V16H63V17H65V20H66V23H65V25H67V27H70V26H74L73 28L76 30H74V36H72L73 34H71V35H66L64 38L62 37V38H59L58 40L56 39V40H54V39H50V41H49V43H48V46H44V48L43 47H37V45H36V48H33V49H30V48H25V49H22V51H23V53H29V51H33V50H38L41 54H43L44 56H45V59H47V62H49V58H48V56L50 55V54H52V58L53 59H60V61H62V62H64V64H65V66L66 67H70V68H72L73 69V66L74 65H72V64H70L71 63V61H75V59H74V57L73 56H71V54H72V52L73 51H76V52H81L82 50H83V52L86 54V56H87V59H89L88 60V62H87V66L91 69V71L94 73V74H99V73H101V74H105L106 76H110V77H113V78H117V79H119V77L121 76V73H125L127 76H129L130 78H123V79H126L127 81H130L131 83H127V86H129V87H135L134 85H136V84H138L139 83V80L141 79V83H140V86H139V89L141 90V92H142V94L144 95V96H146V97H148V96H153V97H159L161 100H162V102L164 103V105H167L169 108H170V110H168V111H170V112H173V113H175V111H176V108H177V106H176V100H178V95H179V93H180V91L182 90V89H180V88H183V84H186V81L185 80H183L182 82H178L175 86L174 85H172V86H174V87H172V88H170V86H169V81H170V74H169V72L170 71H172V70H174V69H180L181 70V68H180V66L178 65V64H174L175 62H171V63H167V67L166 68H163V70H162V75H161V73L159 74V76L157 77V79L154 77L155 75H153V74H150V75H143L144 74V72L145 71H143V70H145V68L143 69V67H144V57H143V51H144V49H149V48H151V47H153V46H155V41H156V38L153 36V35H151V34H144V33H142V30L140 31V28H142L143 29V26H146L147 24H148V27H149V29H150V27H152L153 25L151 24V22H149L150 20L148 19V17H149V15L150 16H152L153 18H155V19H158V18H163V17H165V15H166V17L168 18V19H170L175 25H178L179 23L181 24V23H183V27H190V28H187L186 29V31H188V30H192V31H199V30H201L202 32H208L209 31V28H212V25L210 26V24L208 25V23H206L205 21H197L193 16H192V14L191 13H189V11L188 10H185V12H184V10L181 8V7H179V5H178V7L176 6V5H173V6H169L170 4H168V0H137L136 2H135V0H133ZM140 2V5L138 4L139 2ZM144 1V2H143ZM177 1H179L180 3H183L184 5H186V8L187 7H189V6H191V2L189 1V0H187V1H185V0H177ZM207 1H211V0H207ZM8 2V3H7ZM10 2V3H9ZM151 2V3H150ZM13 3V4H12ZM15 3V4H14ZM173 3V2H172ZM25 4V6L23 7V5ZM21 5H22V7H21ZM140 7H139V6ZM144 5V7H142L141 8V6H143ZM70 6V7H69ZM134 6H136V5H134ZM22 8V10H21V8ZM29 7V8H28ZM48 7V6H47ZM69 7V8H68ZM18 8H20V9H18ZM49 8V7H48ZM47 8V9H48ZM140 8L141 9H145V10H140ZM191 8V7H190ZM33 9V8H32ZM91 9V8H90ZM147 9V10H146ZM163 9V10H162ZM170 10V12H167V11H164V10ZM178 9H180L179 11H178ZM33 10H35V9H33ZM103 10V11H102ZM140 10V11H139ZM101 13H100V12ZM109 11V12H108ZM137 11H138V13H137ZM144 11V12H143ZM162 11V12H161ZM176 11V12H175ZM177 11H178V13H177ZM181 11V12H180ZM179 12H180V14H179ZM100 13V14H99ZM109 13V15H107ZM139 13H141V14H139ZM147 13V14H146ZM149 13V14H148ZM162 13H164V14H162ZM182 13V14H181ZM186 13V14H185ZM86 14H89L88 12L86 13ZM162 14V15H161ZM169 14V15H168ZM173 14H174V16H173ZM176 14V15H175ZM41 14H39V16H40ZM100 15H102V17H100ZM117 15V16H116ZM125 17H124V16ZM146 15H148V16H146ZM89 16V17H88ZM103 16H105V17H103ZM144 18H146V20L145 19H143V17ZM155 16V17H154ZM225 16V15H224ZM246 16H248V15H246ZM110 17V18H109ZM141 17V18H140ZM157 17V18H156ZM228 16L226 15L225 16V18H227ZM229 17L231 18L230 20L231 21H233V20H235L237 17H241L240 18V20H238V21H235V24L233 25V26H228V28L229 29H231V30H236L237 28L236 27H240L239 26V24H243V25H247V26H245V27H242V28H247L248 26H249V31L252 29L251 28V24L253 23V22H250L251 21V17H244L243 19H242V16H239V15H235V14H230L229 15ZM106 20H105V19ZM109 18V19H108ZM123 18V19H122ZM46 19V18H45ZM63 18L61 17V20H62ZM92 19V20H91ZM249 19V20H248ZM48 20V19H47ZM94 20V21H93ZM144 20V21H143ZM245 20V21H244ZM78 21V22H77ZM81 21V22H80ZM88 21H91L92 22V24H91V22H88ZM105 21H106V23H105ZM108 21V22H107ZM139 21V22H138ZM182 21H184V22H182ZM214 21L216 22L217 21V25H221L220 27H223V26H226L227 27V25H225L226 24V21H223L222 19H221V17L219 16V18H217V19H214ZM218 21L220 22L219 24H218ZM223 21V22H222ZM48 22V21H47ZM47 22H44V23H42L41 25H42V27H43V25L45 26V29L43 28V30H41V32H44L43 33V36L42 37H45L46 36V33L48 34L49 32H51L52 31V33H53V36H54V33L55 34H57L58 35V32H60L59 30H57L56 31V27L55 26H53V25H51V24H49V23H47ZM50 22V21H49ZM68 22H70V23H68ZM85 22H88V23H85ZM110 22V23H109ZM145 22V23H144ZM249 22V23H248ZM73 23V24H72ZM79 23V24H78ZM90 23V24H89ZM141 23V24H140ZM224 23V24H223ZM247 23V24H246ZM48 24V25H47ZM75 24V25H74ZM85 24V26H83ZM88 26H87V25ZM136 24H137V26H136ZM179 24V25H180ZM193 24V25H192ZM250 24V25H249ZM50 25V27H48ZM93 27H95V28H93ZM102 27V28H100V26ZM185 25V26H184ZM192 25V26H191ZM77 26V27H76ZM79 26V27H78ZM81 26V27H80ZM99 26V27H98ZM114 26V27H113ZM117 26V27H116ZM123 26V27H122ZM138 26H140V28L138 27ZM236 26V27H235ZM54 27V28H53ZM105 27V28H104ZM119 27V28H118ZM138 27V28H137ZM208 27V28H207ZM233 27V28H232ZM80 28V29H79ZM90 28H93V32L92 33H90V34H88V35H84L85 34V32L87 31V29H90ZM225 28V27H224ZM52 29V30H51ZM55 29V30H54ZM83 29V32L81 31ZM86 29V30H85ZM94 29H96V30H94ZM97 29H99V30H97ZM106 29V30H105ZM49 30V31H48ZM110 30V31H109ZM112 30V31H111ZM47 31V32H46ZM82 33H81V32ZM108 31V32H107ZM118 31V32H117ZM248 31V32H249ZM3 32H5L4 30H3ZM97 33V34H95V33ZM99 32V33H98ZM140 32H141V36H140ZM81 33V34H80ZM84 33V34H83ZM117 33V34H116ZM138 33H139V35H138ZM237 33V32H236ZM93 36H92V35ZM106 34H108L107 36H105ZM144 34V35H143ZM254 34H255V32H254ZM97 35V36H96ZM100 35V36H99ZM138 35V36H137ZM148 37H147V36ZM256 35V34H255ZM0 38H2V39H5L6 38V40L9 42V40L11 39L8 35H7V33H3V34H1L0 33ZM4 36H5V38H4ZM91 36V37H90ZM70 37V38H69ZM72 37H74L73 39H72ZM85 37V38H84ZM93 37V38H92ZM100 37H103V39H102V41H104L105 43H104V45H105V47L102 49V50H100L99 48H97L98 47V44L96 43L94 46H97V47H95V48H97L98 50H95L94 52L93 51H91V47L89 46V45H84L83 47H86L85 49L83 48L82 50H77V49H79V48H81L79 45H72L73 43V41L74 42H77L78 40H82V41H88V43H90V44H92V42L93 41H96V39L95 38H100ZM105 37V38H104ZM106 37H107V40L109 39V42H106ZM116 37V38H115ZM130 37V38H129ZM261 37H262V41L264 42V33L263 34H261L260 36H259V38L261 39ZM78 38V39H77ZM82 38V39H81ZM90 38V39H89ZM110 38H111V41H110ZM115 38V39H114ZM65 39V40H64ZM66 39H68V42L66 41ZM89 39V40H88ZM119 40V41H116V40ZM124 39V40H123ZM155 39V40H154ZM187 39V38H186ZM54 40V41H53ZM73 40V41H72ZM112 40H113V43H112ZM192 40V41H191ZM189 39L188 40V43L190 42L191 44L190 45H193V41L194 40H196L195 38H193V39ZM51 42V43H50ZM118 42V43H117ZM122 42V43H121ZM68 43V44H67ZM115 43V44H114ZM126 43V44H125ZM50 44V45H49ZM107 44V45H106ZM109 44H111V45H109ZM139 44V45H138ZM231 45H232V43H230ZM64 45H65V47H64ZM122 45V46H121ZM128 45V46H127ZM144 45V46H143ZM146 45V46H145ZM148 45V46H147ZM228 44H224L223 46H226V47H231V46H227ZM93 46V45H92ZM100 46H102V45H100ZM108 46V47H107ZM255 46H256V48L255 47H253V51L254 52H256V53H258L259 54V52H257V51H261V48H258L257 49V46H260V44H255ZM110 47V48H109ZM68 48H70V49H68ZM114 48H115V50H114ZM117 48H119V49H117ZM121 48V49H120ZM123 48V49H122ZM153 48H155V47H153ZM44 49V50H43ZM57 49H61V52L59 51V50H56ZM71 49H73V50H71ZM131 49V50H130ZM257 49V50H256ZM70 50H71V52H70ZM122 50V51H121ZM46 53H45V52ZM96 51H99V54H97L96 53ZM101 51V52H100ZM116 51V52H115ZM193 51V50H192ZM229 51H230V49L227 51V53L226 54H223V55H221L222 56V58H220L215 64H213V65H211V64H205L203 61H200L199 63H197V64H194V66L197 68V65L198 64H201L202 66H203V69L204 68H206V67H215V68H217L218 69V71L219 72H224V73H234V74H237V71L236 72H232V71H230V70H234V69H236V68H238L239 69V71L241 72V75L243 76L244 75V78L245 79H248L246 82V84L243 86V91H244V93H243V95H241L242 96V98L241 97H239V98H237V99H233V98H227V100L225 99V101L224 102H222V100H224V98L225 97H221V98H218L220 95H218V96H210V97H207V98H205V100H207V101H203L202 102V100H195L193 103L191 102L189 105H187V107L183 110V111H181V113L183 114H181V117H182V121L179 123V125H177L179 128V131H181L180 133H182V135H183V137L185 138V139H187V140H190V142L192 143V150H193V148L196 146V149H198V150H196L198 153H200V154H202V155H200V154H198L195 150V152H187V150L183 147V143H182V140L179 138V136H178V132L174 129V126H172L171 124H170V122H169V120L170 119H168L169 117H168V115H167V113H164L163 111H160V110H158V108H155V106H152L153 105V103H151V102H149L150 100H147V102H144V98H140L139 100H137V102L135 101V103H139L138 104V107L140 108L141 107V109L143 110H138L137 112H136V110H134V108H132L133 107V105L129 102V101H127V100H120L119 98H118V100H120V101H114V99L112 100V98L111 99H108L107 101L108 102H102L101 103V106H100V102H98L97 101V103H96V105H94L93 106V110H92V114H93V116H95V118H94V120L96 121H94V123H96V124H94V125H91V124H88V122H85V123H83V124H78L77 122H76V120L73 118V114H75V111H77L76 110V108L74 107V104H78V103H82V102H84V101H87V99L85 98V93H81V92H77V90L75 91V90H70V89H68L67 91H66V93H59V94H61V95H59L58 96V98H57V102H56V104H57V106L58 107H55L52 111H50L48 108H46L45 106H42V107H39V106H37L38 104H40V102H41V99H43L45 96H47V94L48 93H50V92H52L53 91V89H50V88H47L48 87V83H46V84H44V82H41V83H43L42 85H41V89H42V92H40V89L39 90H37L35 93L34 92H32V90L30 89V86H32V84L34 83V84H36L37 82H39L44 76H43V74H41V71H40V69L38 68V70L37 71H33V69H31V70H24V72L23 73H20V74H18V73H16L15 71H14V69H11L10 67L8 68V67H0L1 69H0V100H2V101H7V99L9 98V96L11 95H14L13 93H14V91H15V94H18V96H20V97H16L17 99L19 98V100H21L22 102H25V103H27V104H25L26 106L24 107V109L25 110H21L22 108H20V106H17V105H14L15 107H18L17 109H18V111L20 112H22V114H23V116H25V117H28V118H30V119H28V121H30V123L29 122H24V124H23V122L21 123V125L22 126H31V128L28 130V132H27V134H26V137H27V139L29 140H35V143H33V144H36L37 145V147L38 148H40V153L41 154H44V156H46L47 155V152L49 151V150H51V146H53V144H51L49 141H48V137H49V135H50V137L51 138H55L56 139V144L54 145V149L56 148V146L58 145V146H60V148H59V150L58 149H56V153H55V155H56V162L57 163H60L61 165H64L65 166V168L66 169H69L68 170V173L66 172V170H63V171H65V176L67 177V180H66V182H65V179H63L62 181H59V184H58V182L52 187L50 184H49V181H43V179H41L40 177V179L42 180V181H40V179L38 180V178L37 179H32V177H31V175L28 173V172H26V173H24L26 170L25 169H28V166H25V165H28L27 163H25L23 160H16L15 161V159H11V160H8L6 163H5V165H7L6 166V172H5V175H4V181H2V186H1V189H3L2 191V193H3V196H4V198H6L7 200H9V199H11V197H12V199H16V198H18L22 193H23V195H24V198H26V200H28L27 201V203L25 204V205H27L28 207H30V212L32 211L33 212V210H34V208L35 207H38L39 209H40V211H43V210H45V212H49L50 210H49V204H54V207H56V206H58V210L56 211V212H58L57 214L59 215V216H64L65 214H67V213H69L70 212V208H72L71 206H72V204H73V206H75V203L76 202H74V201H76L77 199H75V198H73L74 196H72L71 194L72 193H79V194H82L83 192H85V193H83V197L85 198V199H87V196L89 197L90 195H91V193H92V191H95L94 189H96V186H99V187H97L98 188V190H99V188L101 187V185H104L103 183L105 182V183H107L108 181V183L111 185L112 183V185L110 186L108 183V185L107 184H105L104 186H105V188H104V186H102V188L100 189V191L99 192H101V194L102 195H105L106 197L107 196H110V197H119V199H117V198H113V200L115 201V199L118 201H120V192L119 191H123V190H125V189H130V187L131 186H127V184L125 183L126 181L125 180H127V179H130L129 181H130V183H132V186L133 187H131V188H137V189H131V190H133V192L135 191L136 193H134L133 195L134 196H136L137 194H138V196L137 197H139V199L140 198H143V196H144V201H146L145 200V198H150L151 197V195L149 196V194L151 193V191H152V189H149L148 191H145L146 189H144L143 188V180L142 179H146V178H148V179H150L151 181H152V183L155 181L154 179H156L157 180V182H158V184H157V186L159 185V187H160V189H163L162 190V193H164V195L167 197V199L165 200L166 202L165 203H167V204H165V203H163V205L161 206V205H156V203H154V207H155V205H156V209L154 208V211L156 210V212H162V214H164L165 213V211H168V212H166V214H168V215H170V216H168V215H166V214H164V215H166V217H167V220H166V217L163 215L162 216V219H160L161 217H158V216H156V217H154L153 219L151 218V220H148V221H145V223L147 222V223H149L151 226H155L157 229H156V231H158V233H155V234H158L159 236H160V238H163V237H165L166 236V233L164 232V224H163V222L166 220L169 224H170V222H172L173 223V221H174V229H176L177 228V226H179V224L182 226L184 223H182V222H180L181 220L182 221H186V219L185 218H183V215L185 216V215H187L188 213H190L189 211V209H183V208H181V214H180V212H179V210H178V212H177V206L176 205H174V204H172L171 202H170V199L172 198V195H173V192H174V194L176 193V191L178 190V188L180 189L179 190V197H181V196H183V197H181L182 198V201H186V199H187V197H185V195L186 196H188V194L186 193V191L188 192V191H190V190H193L194 189V187L196 186V184H195V182H196V177H194V170H191V169H195V172H196V169H197V172L198 171H202L203 169H202V166L197 162V160L195 159V161H194V159H192L193 158V156H190V153H194L195 155H197V156H199V158L200 159H203V158H206V159H204V160H207L208 161V158H207V156H208V152L210 151V149H213V151H217L218 153H219V155H221L222 156V162L223 163H225V166H227V165H229V167H228V171H231V170H234V168L235 167H238V166H240L239 165V163H241V161L243 160V157L246 155V156H248V157H250L251 158V155H252V153H253V139H254V136L257 134V132H258V130L261 128V127H263L264 125H260L259 123H258V119H260V118H262L263 120H264V108H257V112L255 111V113H256V115H259L258 117H255V121H253V116H251L253 113V107H250L251 105V103H253V97H254V95H253V89L256 91V89L259 87V88H261V89H263L264 88V77H259L258 75H257V73H254L253 71L255 70V65H254V62H253V58L251 57V56H248V53H246L245 51H243V50H241L240 48H236V49H234V51H236V52H234L233 51V53H234V55H233V63L231 64V69H226L225 67H226V65H225V63H226V61L229 59V56L227 55L228 53H229ZM109 52H111L112 53V56L110 55V56H108L106 53H109ZM122 52V53H121ZM59 53H61V54H59ZM105 53V54H104ZM119 53H120V55H119ZM242 53V54H241ZM244 53H246V55L244 54ZM46 54H48V55H46ZM57 54H59V55H57ZM238 54V55H237ZM70 55V56H69ZM90 55V56H89ZM60 58H59V57ZM116 56V57H115ZM125 56V57H124ZM220 56V55H219ZM70 57V58H69ZM72 57V58H71ZM108 57V58H107ZM105 58V59H104ZM252 60H251V59ZM117 59V60H116ZM237 59V60H236ZM110 60V61H109ZM136 60V61H135ZM248 60H250V61H248ZM121 61V62H120ZM107 62V63H106ZM232 62V61H231ZM93 64V65H92ZM103 64V65H102ZM172 65L171 67H172V69H170L171 67H170V65ZM249 66H248V65ZM97 65V66H96ZM179 66V67H178ZM121 67V68H120ZM173 67H174V69H173ZM240 67V68H239ZM96 68H97V70H96ZM104 68V69H103ZM106 68V69H105ZM107 68H109V69H107ZM242 68V69H241ZM10 69V70H9ZM99 69H101V70H99ZM121 69V70H120ZM132 69V70H131ZM134 69V70H133ZM168 69V70H167ZM254 69V70H253ZM103 70V71H102ZM106 70H108V71H106ZM111 70V71H110ZM129 70H130V72H129ZM170 70V71H169ZM32 71V72H31ZM110 71V72H109ZM132 71V72H131ZM165 73H164V72ZM244 71V72H243ZM39 72V73H38ZM99 72V73H98ZM107 72V73H106ZM113 72V73H112ZM255 72H259L260 74H261V72L260 71H255ZM108 73H109V75H108ZM115 73V75H113ZM130 75H129V74ZM244 73V74H243ZM264 73V72H263ZM164 74H166V75H164ZM116 75H117V77H116ZM118 75H120V76H118ZM132 75V76H131ZM136 76V77H135ZM153 76V77H152ZM34 77H40V79L37 81V82H34L33 81V78ZM132 77V78H131ZM147 77V78H146ZM161 77H163V78H161ZM253 77H257L256 78V81H254V85L256 86V87H253L254 85H253ZM135 78V79H134ZM155 78V79H154ZM161 78V79H160ZM261 78V79H260ZM131 79V80H130ZM133 79V80H132ZM146 79V80H145ZM164 79V80H163ZM136 80V81H135ZM145 80V81H144ZM165 80H167V82L165 81ZM19 81V82H18ZM160 81V82H159ZM163 81V82H162ZM138 82V83H137ZM143 82H145L147 85H143ZM163 83V84H162ZM31 84V85H30ZM161 84H162V86H161ZM165 84V85H164ZM158 85H159V87L160 88H162V89H160L159 87H158ZM180 88H179V87ZM250 87H252V88H250ZM11 88V89H10ZM158 88V89H157ZM177 88H179V89H177ZM216 88V87H215ZM215 88L213 89V91H210L209 93L211 94V95H213V92H214V90H215ZM129 89H131V88H129ZM142 89H143V91H142ZM166 89V90H165ZM250 89H252L250 92H249V90ZM12 90H14V91H12ZM174 90V91H173ZM44 91V92H43ZM129 91V90H128ZM127 91V92H128ZM175 91H177V92H175ZM246 92V93H245ZM259 92V91H258ZM34 93V94H33ZM79 93H80V96H78L79 95ZM126 93V92H125ZM146 93V94H145ZM158 95H157V94ZM64 94H65V96H64ZM172 94V95H171ZM9 95V96H8ZM32 95V96H31ZM38 95H40V96H38ZM245 95H247V96H245ZM61 96V97H60ZM89 96V95H88ZM174 96V97H173ZM258 97L256 98V100H264V90L260 93V94H258L257 95ZM30 97V98H29ZM33 97H34V99H33ZM39 98L40 97V99H37V98ZM96 97H98V96H96ZM249 98H251V99H249ZM28 99V100H27ZM31 99H32V102H31ZM68 99V100H67ZM78 99V100H77ZM80 99V100H79ZM175 99V100H174ZM220 99V100H219ZM213 100H215V101H213ZM240 100H242V101H240ZM250 100L252 101V102H250ZM62 101V102H61ZM81 101V102H80ZM183 101H184V99H182V102L180 103L181 105L183 104ZM218 101V102H217ZM238 101V102H237ZM30 102V103H29ZM210 102V103H209ZM215 102V103H214ZM220 102V103H219ZM222 102V103H221ZM240 102V103H239ZM246 102V103H245ZM10 103V102H9ZM29 103V104H28ZM213 103V104H212ZM225 103V104H224ZM242 103V104H241ZM247 103H249V104H247ZM128 104H130V105H128ZM211 104V105H210ZM238 104V105H237ZM243 104H244V106H243ZM245 104H246V106L247 105H249L247 108L245 107ZM28 105V106H27ZM111 107H110V106ZM140 105V106H139ZM13 106V107H14ZM103 106V107H102ZM227 106V108H225ZM239 106V107H238ZM37 108V107H39V108H42V111H43V113L42 114H38V115H35L34 117L32 116V114H31V109L32 108ZM60 107V108H59ZM114 107V108H113ZM205 107V108H204ZM250 107V108H249ZM113 108V109H112ZM10 109V108H9ZM20 109V110H19ZM27 109H29L28 111H27ZM212 109H214V110H212ZM239 109V110H238ZM260 111H259V110ZM128 110V111H127ZM174 110V111H173ZM232 110V111H231ZM25 112V113H24ZM205 112V113H204ZM5 113V112H4ZM30 113V114H29ZM62 113V114H61ZM72 113V114H71ZM98 113H102L101 114V117H96V115L98 114ZM188 113V114H187ZM191 113V114H190ZM252 113V114H251ZM257 113H259V114H257ZM3 114V113H2ZM8 114H10L9 112H8ZM21 114V115H22ZM29 114V115H28ZM61 114V115H60ZM197 114V115H196ZM236 114V115H235ZM27 115V116H26ZM40 115L42 116V119L41 120H38L37 119V117H40ZM129 115V116H128ZM131 115V116H130ZM174 115H176V114H174ZM189 115V116H188ZM239 115V116H238ZM5 116H6V114H5ZM4 115H2V116H0V128L2 129V128H4V129H2V131L0 130V136L1 135H3V134H6L7 136L9 135L10 137H12L11 139L13 140L14 139V135L15 136H17V132H18V136L17 137H19L20 138V133H19V131H18V129L16 128V127H13V128H10V129H12L11 130V134L10 133H8L7 132V130H10L9 128H7V126H4L6 123L8 124V118L7 117H9V115L8 116H6L5 117ZM32 116V117H31ZM210 117L209 119H207L208 117ZM247 116V117H246ZM262 116V117H261ZM4 117V118H3ZM134 117V118H133ZM187 117V118H186ZM200 117V118H199ZM205 117V118H204ZM234 117V118H233ZM260 117V118H259ZM32 118V119H31ZM2 119H3V122H2ZM242 119V120H241ZM196 120V121H195ZM199 120V121H198ZM121 121V122H120ZM251 121V122H250ZM257 121V122H256ZM123 122V123H122ZM140 122V123H139ZM198 122H199V125H198ZM244 122V123H243ZM114 123H115V125H114ZM235 123V124H234ZM87 124V125H86ZM136 124H137V126H136ZM191 124V125H190ZM203 124V125H202ZM246 124V125H245ZM250 124V125H249ZM258 124V125H257ZM90 125V126H89ZM118 125V126H117ZM198 125V126H197ZM204 126V127H202V126ZM206 125V126H205ZM255 125H257V126H255ZM3 126V127H2ZM87 126V127H86ZM104 126V127H103ZM117 126V127H116ZM123 126H124V129H121V128H123ZM126 126V127H125ZM199 126H201L200 128H198ZM255 126V127H254ZM116 127V128H115ZM119 127H121L120 129H119ZM132 127V128H131ZM184 127H185V129H184ZM196 127V128H195ZM7 128V129H6ZM44 128V129H43ZM95 128V129H94ZM102 128V129H101ZM130 128L132 129L131 131H130ZM186 128H188V129H186ZM67 129V130H66ZM71 129V130H70ZM77 129V130H76ZM106 129V130H105ZM116 129H118V130H120V131H118V130H116ZM139 129V130H138ZM199 129V130H198ZM201 129V130H200ZM257 129V130H256ZM4 130V131H3ZM196 130V131H195ZM198 130V131H197ZM51 131H52V133H51ZM62 131H64V132H62ZM72 131H73V133H72ZM79 132V131H81V132H79V133H83L84 134V136H85V138L84 139H86V141H87V143L89 144V145H91L92 147H90L91 149H93L94 150V154H95V157H96V160H94V162L92 163H86V165H84V163L82 162V159H81V157L80 158H78L79 157V153H80V142L78 143L77 142V140H76V138H73L72 136H71V134H74V133H76V132ZM83 131V132H82ZM98 131H102V134H98ZM125 131V132H124ZM126 131H128V132H130V133H126ZM4 132H7V133H4ZM48 132V133H47ZM56 134H55V133ZM119 132H121L120 134H119ZM122 132H123V134H124V138H122L123 136V134H122ZM132 132V133H131ZM199 132V134H197ZM206 134H205V133ZM94 133V134H93ZM110 133H112V134H114V137L113 136H111V135H109ZM134 133V134H133ZM157 133V134H156ZM160 133H162V134H160ZM169 133V134H168ZM184 133V134H183ZM211 133V134H210ZM262 133H264V132H262ZM48 134V135H47ZM52 134V135H51ZM55 134V135H54ZM57 134H59L58 135V139H57ZM68 134V135H67ZM116 134H118L117 136H118V139L120 138V140H118L117 139V136H116ZM122 134V135H121ZM131 134H133V135H131ZM186 134V135H185ZM201 134V135H200ZM205 134V135H204ZM100 135H101V137H100ZM103 135H106L105 137L103 136ZM127 136V138H126V136ZM139 135V136H138ZM160 135V136H159ZM174 135V137H176V138H174V137H172ZM189 135H192V139H191V137L189 136ZM194 135V136H193ZM207 135V136H206ZM48 136V137H47ZM104 138H103V137ZM122 136V137H121ZM185 136H188V137H190V138H188V137H185ZM200 136V137H199ZM203 136V137H202ZM210 136V137H209ZM212 136V137H211ZM214 136V137H213ZM112 137V138H111ZM167 137V138H166ZM172 137V138H171ZM196 137V138H195ZM209 137V138H208ZM222 137H223V139H222ZM252 137V138H251ZM67 138H68V140H67ZM88 138V139H87ZM106 138V139H105ZM116 138V139H115ZM122 138V139H121ZM128 138H130L129 140H131V142H133V141H135V140H137V141H140L139 143L140 144H143L144 145V143H145V147L147 146V144H148V146L150 147H146L145 149L151 154V153H155L152 157L155 159V161H157L158 159L162 162V163H164V165L162 164V166L160 165V164H153L152 165V162L150 163L149 161H147L148 162V164H147V162H145L146 163V165L144 164V165H142V160H141V158L139 157V156H137L135 153H134V151L132 150V147L130 146H128V145H130V144H127L128 142L127 141H129L128 140ZM161 138H163V139H161ZM166 138V139H165ZM171 138V139H170ZM177 138H178V140H177ZM201 138V139H200ZM204 138V140H202ZM71 139V140H70ZM74 139V140H73ZM94 139V140H93ZM100 140V141H98V140ZM127 139V140H126ZM132 139H133V141H132ZM169 139H170V142L171 143H173V145H171V143H167V141L169 142ZM175 139L178 141V142H180V144L177 142V141H175ZM207 139V140H206ZM226 139V140H225ZM107 140V141H106ZM109 140V141H108ZM200 140H202V141H200ZM231 140V141H230ZM144 141V143H142ZM173 141H175L176 143H178V144H176L175 142H173ZM236 141V142H235ZM104 142H105V145H107V149L109 150H105V152H106V154H103L102 155V153H104L103 151L101 152L100 151V148L98 147L99 145H103L104 144ZM106 142H108V143H106ZM125 142V143H124ZM131 142H129V143H131ZM166 142V143H165ZM199 142H201V143H198ZM219 142V143H218ZM264 141H262V142H260V143H263ZM75 143V144H74ZM99 143V144H98ZM151 143V144H150ZM182 143V144H181ZM68 144V145H67ZM115 144V145H114ZM126 144V145H125ZM133 144V143H132ZM166 144V145H165ZM177 146H176V145ZM200 144L202 145V146H200ZM220 144H222L221 146H220ZM234 144V145H233ZM71 147H70V146ZM76 145V146H75ZM97 145V146H96ZM114 145V146H113ZM121 145V146H120ZM161 145V146H160ZM169 145H171V146H169ZM182 145V146H181ZM57 146V147H58ZM78 146V148L76 149V147ZM82 146V145H81ZM116 146V147H115ZM153 146V147H152ZM174 146H175V148H174ZM178 146H179V149H178ZM194 146V147H193ZM198 146V147H197ZM200 146V147H199ZM218 146H219V148H218ZM65 147L67 148V147H70L71 148V150L69 151V150H67V149H65ZM98 147V148H97ZM121 147V148H120ZM123 147V148H122ZM180 147H182V150L180 149ZM223 147H224V149H223ZM235 149V150H233V148ZM200 148V149H199ZM202 148H204V149H202ZM72 149H74V150H72ZM113 149H114V152H113ZM124 151H123V150ZM176 149V150H175ZM69 151V152H67V151ZM112 150V151H111ZM115 150H117V152H115ZM119 150V151H118ZM154 150V151H153ZM173 150V151H172ZM181 150V151H180ZM202 150V151H201ZM233 150V151H232ZM236 150H238V151H236ZM4 150L3 149H0V152H3ZM63 151H65L64 153H63ZM73 151V152H72ZM126 151H130V152H132L131 154H130V152H129V154H128V152H126ZM178 151V152H177ZM221 151V152H220ZM235 151V152H234ZM108 152H109V154L110 155H108ZM122 152V153H121ZM166 152V153H165ZM179 152H181V154L179 153ZM201 152H203V153H201ZM243 152H244V154H243ZM68 153V154H67ZM100 153V154H99ZM114 153H116V154H114ZM123 154V155H121V156H125V157H121V158H119V160L118 159H115V155H119L120 156V154ZM161 153V154H160ZM167 153H170L171 155H167ZM174 153V156L172 155ZM177 153V154H176ZM225 153V154H224ZM240 153V154H239ZM59 154V155H58ZM128 154V155H127ZM163 154H165L164 156L165 157H163ZM187 154V155H186ZM194 154H192V155H194ZM230 154V155H229ZM33 155H37L36 154V152H34L33 153ZM62 155V156H61ZM74 155V156H73ZM100 155L102 156V158L100 157ZM105 155H107V159H109V160H107L106 159V156ZM112 155V156H111ZM156 155V156H155ZM157 155H158V157H157ZM162 157H161V156ZM177 155H178V157L180 158V156L181 155H183V156H181L182 158H180V160H179V158L178 159H176L175 158V160H174V158H172V157H177ZM194 155V157H196ZM204 155L206 156V157H204ZM241 155H243L242 157H241ZM43 156V157H44ZM59 156H61V157H59ZM136 156V157H135ZM166 156L168 157V158H166ZM170 156H171V158L174 160V162H173V160L172 161H170L171 160V158H170ZM187 156H189L190 158H187ZM226 156L228 157V158H226ZM233 156V157H232ZM37 157H38V155H37ZM68 159H67V158ZM91 156H89V158L88 159H92V158H90ZM129 157H131V162H130V158ZM133 157V158H132ZM161 157V158H160ZM232 157V159H233V162H232V159H230ZM124 159V160H126V161H128V162H130L131 164H133V163H135L134 165H133V167H134V169L135 168H137L138 166H139V169H135L136 171H138V173L135 171V172H133L132 170H133V167H132V165L131 164H129L128 162L126 163V161L125 162H122V160L121 159ZM137 158V159H136ZM156 158H157V160H156ZM170 158V160H168ZM183 158L186 160V161H189V162H192V163H190V165H189V162H184L183 161ZM187 158V159H186ZM249 158V159H250ZM80 159V160H79ZM102 159V160H101ZM117 160V161H115V160ZM164 159V160H163ZM189 159H191V160H189ZM227 159H229V160H227ZM68 160V161H67ZM71 160V161H70ZM79 160V161H78ZM102 162H101V161ZM134 162H133V161ZM158 160V161H159ZM166 160H168V162L166 163ZM176 160H178L177 162H176ZM239 160V161H238ZM74 161V163H72ZM96 161V162H95ZM105 161H107V162H105ZM114 161V162H113ZM122 162V164H124V163H126V164H129V165H126V164H124L123 165V167H122V165H120L121 163L120 162ZM138 161V162H137ZM139 161H140V163H139ZM169 161H170V163H169ZM183 161V162H182ZM87 162H89V161H87ZM114 164H113V163ZM136 162H137V164L139 163L140 165H137L136 164ZM172 162V163H171ZM178 163V165H179V167L181 166V167H183V169L180 167V169H179V167L178 166H176L177 164L176 163ZM181 162H182V164H181ZM248 162H255V161H253L252 159H251V161L249 160V161H247V162H245V163H248ZM12 163V164H11ZM20 163H22V164H20ZM78 163H79V165H78ZM109 163H112L114 166H116V168L115 167H113V168H110L108 165H109ZM117 163L119 164V169L117 168L118 167V165H117ZM143 163H144V161H143ZM169 163V164H168ZM183 163L185 164V165H183ZM236 165H235V164ZM245 163L243 164V166H242V168L243 167H245ZM257 162H255V163H253V165L254 164H256ZM77 164V165H76ZM80 164H82V165H80ZM88 164H90V165H88ZM92 164V165H91ZM103 164H106L105 166H106V168H105V166H103ZM165 164H167V165H165ZM170 164H174L173 166H175V167H173L172 165H170ZM176 164V165H175ZM234 164V165H233ZM10 165V166H9ZM21 165V166H20ZM55 165V164H54ZM84 165V166H83ZM147 165H150V166H147ZM155 165H156V167H155ZM157 165H159L158 167H157ZM170 165V166H169ZM200 166V167H194V166ZM14 166H15V169H14ZM19 166V167H18ZM77 166H79V167H77ZM103 166V167H102ZM130 166V167H129ZM135 166H137V167H135ZM164 166V167H163ZM233 166H234V168H233ZM257 166V165H256ZM22 167H26L25 169H23ZM70 167V168H69ZM81 167V168H80ZM88 167V168H87ZM92 167V168H91ZM93 167H95V168H93ZM112 167V166H111ZM144 167L145 168H148V169H150L149 171L151 172H148V169H144ZM150 167V168H149ZM153 167V168H152ZM172 167V169H174L175 171H176V173H177V171H179V170H181V171H179L180 173H174L175 171L174 170H172L173 171V175L174 176H172V173H171V170H170V168ZM247 167H248V165H247ZM20 168V169H19ZM65 168H63V169H65ZM72 168V169H71ZM108 168H110V173L112 174V175H110V176H108L107 177V180L106 179H104V177H102L103 175H99V176H97V180L96 179H90V178H93V176H95V173L94 172H96L98 169L100 170V169H103V170H105V169H108ZM115 168V169H114ZM130 168H131V171H129L130 170ZM157 168V169H156ZM161 168V169H160ZM179 170H178V169ZM200 168L202 169V170H200ZM233 168V169H232ZM21 169H23V170H21ZM75 169H76V171H75ZM80 169V170H79ZM113 169V170H112ZM167 170L168 171V169H169V171L168 172H166V171H164V170ZM230 169V170H229ZM9 170V171H8ZM14 170H15V172H14ZM25 170V171H24ZM83 170V171H82ZM89 170H92V171H89ZM109 170V169H108ZM118 170V171H117ZM139 170H140V172H139ZM144 170H146L147 171V173L144 171ZM158 170V171H157ZM161 170V171H160ZM189 170H191V171H189ZM12 171V172H11ZM72 172V173H69V172ZM81 171V172H80ZM126 171V172H125ZM142 171V172H141ZM144 171V172H143ZM156 171V172H155ZM162 171L163 172H166V174L164 173H162ZM188 171V172H187ZM193 171V172H192ZM10 172V173H9ZM94 173V174H91V173ZM117 172V173H116ZM128 172V175L126 174ZM131 172H133L134 174H132ZM191 172H192V174H193V179L195 180V182L193 181V180H191L192 179V176H190V175H192L191 174ZM197 172L195 173V176H197ZM203 172H204V170L201 172V174H203ZM259 172V171H258ZM257 172V173H258ZM82 173V174H81ZM108 173V172H107ZM120 173V174H119ZM124 173V174H123ZM130 173V174H129ZM143 173V175H140V174H142ZM147 174V176H144V174ZM190 173V174H189ZM6 174H8V175H6ZM14 174V175H13ZM24 174V175H23ZM117 174V175H116ZM135 174H138L139 176H143V177H138L137 178V180H136V178H134V177H136V176H138V175H136L135 176ZM145 174V175H146ZM149 174V175H148ZM155 174V175H154ZM188 174H189V177L191 178H187V179H190V181L189 180H187L186 179V177H188ZM200 173H199V175H201ZM26 175V176H25ZM28 175V176H27ZM72 175V176H71ZM80 175V176H79ZM93 175V176H92ZM123 175H126V176H123ZM153 175V176H152ZM164 175V176H163ZM179 175V176H178ZM5 176H6V178H5ZM8 176V177H7ZM30 176V177H29ZM74 176H76V177H74ZM122 176V177H121ZM155 176H157V178L155 177ZM161 178H160V177ZM86 177V178H85ZM120 178V179H116V178ZM124 177V178H123ZM130 177H132V179L130 178ZM146 177V178H145ZM153 177V178H152ZM171 177V178H170ZM181 177V178H180ZM198 177V176H197ZM241 177H243L242 175H241ZM30 178V179H29ZM74 178V179H73ZM109 178V179H108ZM163 178V179H162ZM174 178V179H173ZM6 179V180H5ZM69 179H71L70 181H69ZM76 179V180H75ZM90 179V180H89ZM112 181H111V180ZM114 179V180H113ZM161 179V180H160ZM178 180V182L176 181V180ZM181 179V180H180ZM207 179H210V177H208ZM29 180H31V182L29 181ZM33 180V181H32ZM48 180V179H47ZM88 181L89 180V182H87V184L86 183H84V181ZM93 180V181H92ZM103 180V181H102ZM116 180H117V182H116ZM138 182L139 184H134L133 182ZM135 180V181H134ZM140 180V181H139ZM162 180H163V182H165L166 181V183L169 185V184H171V186L169 185H167V186H165V184L166 183H163L162 182ZM165 180V181H164ZM175 180V181H174ZM184 180H187L188 182H190V183H192V185L190 184V185H188V182H187V184H186V182L184 181ZM211 180H213V184H212V186H214L215 188H217L216 190H215V188L213 187H211L209 190L207 189V193H208V191H209V193H208V195H207V193H206V196H205V202H207L208 201V203L209 204H211L212 205V209H214L213 207H216V205H218L220 202H223L224 203V205L227 203V202H230V203H234L235 201L234 200H232V199H230L229 197H228V192H226L225 193V195H224V192H222V190L221 189H218V186L215 184V183H217V184H222V182H221V180L219 179L218 180V178H217V176H215V177H212L211 178ZM27 181V182H26ZM39 181V182H38ZM72 181V182H71ZM90 181L91 182H93L92 183V185H91V183H90ZM98 183H97V182ZM101 181L103 182V183H101ZM111 181V182H110ZM168 181V182H167ZM169 181H171V183L169 182ZM184 181V183H182ZM210 181V180H209ZM36 182H38L40 185H38V183H36ZM71 182V183H70ZM76 182V183H75ZM156 182V181H155ZM156 182V183H157ZM161 182V183H160ZM180 182H181V184H180ZM45 183H47L46 185H45ZM66 183V184H65ZM78 183H80V185L78 184ZM95 183H97L96 184V186L94 187V185H95ZM101 183V184H100ZM114 183H115V185H114ZM122 183H124V185H121ZM160 183V184H159ZM42 184V185H41ZM44 184V185H43ZM72 184V185H71ZM74 184H76V185H74ZM89 184H90V186H89ZM100 184V185H99ZM163 184H164V187H165V189L168 187V189H164V187H163ZM177 184V185H176ZM180 184V185H179ZM183 184H186L185 186L183 185ZM30 185V186H29ZM36 185V186H35ZM38 185V186H37ZM50 187H49V186ZM71 185V186H70ZM81 185H83V186H81ZM114 185V186H113ZM138 187H137V186ZM181 185H183L182 187H181ZM188 185V186H187ZM31 186H32V188H31ZM40 186H41V188L42 189H40ZM62 186V187H61ZM73 186L74 187H77L76 189H74L73 188ZM81 186V188H83V189H81V188H79ZM86 186V187H85ZM87 186H89V187H87ZM114 188H113V187ZM251 186V185H250ZM4 187V188H3ZM29 187H30V189H29ZM47 189H45V188ZM48 187H49V189H48ZM51 187H52V189H51ZM70 189H68V188ZM91 187V188H90ZM107 187H110V189L112 188L113 190H110L109 188V190L112 192V194H113V192H114V194L112 195L111 193H110V191L108 190V192L109 193H107V191L106 190H104V189H107ZM123 187H126V188H124L123 189ZM163 187V188H162ZM170 187V188H169ZM183 187H185V188H183ZM188 187V188H187ZM190 187V188H189ZM254 187H256V186H251V188H254ZM35 188V189H34ZM40 189V192L42 191V193H38L39 192V189ZM56 188H57V190L58 189H61V190H63V191H68V193H63V194H61V195H59V197H58V200L61 202H55V201H52L51 203H49V201L52 199L51 197H53V195L51 196V193H53V192H55V190H56ZM79 188V189H78ZM86 188V189H85ZM93 188V189H92ZM122 188V189H121ZM177 188V189H176ZM1 189H0V191H1ZM34 189V190H33ZM44 189L46 190L45 191V193H44ZM66 189V190H65ZM68 189V190H67ZM78 189V190H77ZM84 189L85 190H87V189H89L90 190V193H89V190H87V191H84ZM92 189V190H91ZM104 191H103V190ZM186 189V190H185ZM204 189H205V187H204ZM261 189V188H260ZM28 190V191H27ZM32 191L33 193L31 194V193H28L29 191ZM49 190V191H48ZM75 190H77V191H75ZM83 190V192H81V191ZM114 190H116V195H115V191ZM184 190V191H183ZM200 190V189H199ZM213 190V191H212ZM214 190H215V192H214ZM221 192H220V191ZM30 191V192H31ZM35 191H37L36 193H35ZM69 191H71V192H69ZM150 191V192H149ZM156 191H159L158 189H156ZM166 192V194H165V192ZM25 192V193H24ZM160 192V191H159ZM184 194H183V193ZM211 192H213L212 194H210ZM21 193V194H20ZM38 193V195H36ZM48 193V194H47ZM71 193V194H70ZM87 193V195L86 196H84V194H86ZM142 193H143V195H142ZM144 193H147V194H144ZM152 193H155V190H154V192L152 191ZM172 194V195H170V194ZM181 193L183 194V195H181ZM30 195V196H28V195ZM42 194V195H41ZM43 194H45V195H43ZM65 194H66V196H65ZM70 195V197L68 196V195ZM78 194V195H79ZM90 194V195H89ZM99 193H97L96 195H98ZM101 194H99L98 196H100ZM110 194V195H109ZM177 194V193H176ZM227 194V195H226ZM102 195L99 197V198H101L102 197ZM169 195H170V199H168V197H169ZM213 195V196H212ZM14 196V197H13ZM35 198V200L32 198ZM40 196V197H39ZM46 196V197H45ZM51 196V197H50ZM62 196V197H61ZM64 196V197H63ZM98 196H97V198H98ZM207 196H209V197H207ZM210 196H212V197H210ZM218 196V197H217ZM255 196V198L254 199H256V196L257 195H254ZM29 197V198H28ZM31 197V198H30ZM69 197V199H67ZM72 197V202H71V200H70V198ZM79 197H82V195L80 196L79 195ZM104 197V196H103ZM102 197V198H103ZM108 198L107 197V201L108 202H110L111 203V201L113 202V200H111V198ZM122 197H123V195H122ZM215 197V198H214ZM216 197H217V201H216ZM251 197L253 198V194L251 195ZM38 198V199H37ZM65 198H66V200H65ZM105 198V197H104ZM180 198V199H181ZM185 198V199H184ZM210 198L212 199V203L214 202V204H212L211 202H210ZM11 199V200H12ZM32 199V200H31ZM37 199V200H36ZM89 199V198H88ZM174 199V198H173ZM215 199V200H214ZM220 199H222L221 201H220ZM224 199V200H223ZM63 200H65L66 202H64ZM74 200V201H73ZM105 200H106V198H105ZM110 200V201H109ZM137 200H138V198H137ZM227 200V201H226ZM229 200H232V201H229ZM62 201H63V205H61L62 204ZM68 201V202H67ZM167 201H169V202H167ZM216 201V202H215ZM234 201V202H233ZM28 202H30V203H28ZM116 202V201H115ZM187 202V201H186ZM218 202V203H217ZM67 204V206H66V204ZM70 203H72V204H70ZM117 203V212H118V214H117V212L115 211V214L117 215V216H123L122 214H123V212L124 211H126V213H130L129 215V218H128V216H126L127 218H125V216H123V217H121V219H122V221H125L124 223H126L127 225H129V227H130V231H131V235L132 234H134V233H132L133 231L134 232H137V230L136 229H141V228H144V227H146V226H143V227H138V226H140L139 224H138V222H140L139 221V219H140V217L138 216V219H137V214H136V210H137V212H139V210L141 211V209H139V208H133V210L134 211H131L130 212V210H131V207H126V209H123V204L121 205V201L120 202H116ZM119 203V204H118ZM170 203V204H169ZM59 204H60V206H59ZM169 204V205H168ZM69 205V206H68ZM71 205V206H70ZM121 205V206H120ZM166 205V206H165ZM171 205V206H170ZM223 205V206H224ZM160 206V207H159ZM176 206V207H175ZM33 207V208H32ZM68 207H70V208H68ZM120 207H122V210L120 209ZM61 208V209H60ZM173 208V210H176V211H171L170 209H172ZM174 208H176V209H174ZM69 209V210H68ZM127 209H130V210H127ZM136 209V210H135ZM60 210H61V212H60ZM120 210V211H119ZM189 210V211H188ZM192 210V209H191ZM66 211V212H65ZM129 211V212H128ZM183 211H186L185 213L183 212ZM121 212V213H120ZM172 212V213H171ZM173 212H174V215H173ZM183 212V213H182ZM61 215H60V214ZM131 213H133V214H131ZM176 213H179L178 215H176ZM70 214H73V213H71L70 212ZM183 214V215H182ZM39 215V213L37 212V215H35V216H38ZM95 215V214H94ZM94 215H92V217H94ZM173 215V216H172ZM176 215V216H175ZM179 215H181V216H179ZM29 216V214H27L25 217H28ZM113 217H115V215L113 214L112 215ZM132 216V217H131ZM92 217H91V219H92ZM135 217V218H134ZM176 218V219H172V218ZM181 217H182V219H181ZM209 217V216H208ZM207 217V218H208ZM133 219V220H136V221H132V220H129V219ZM141 218H143V217H141ZM156 218V219H155ZM169 218V219H168ZM178 218V219H177ZM179 218H180V220H179ZM206 218V219H207ZM62 219H65V218H62ZM86 220H84V219H82L81 220V222L82 221H85V222H80V223H78V222H75L74 220H71V221H73L72 223H76V224H74V225H77V224H80V225H78V227L77 226H74L73 224H70V225H73L74 226V231L75 232H77V231H79L80 232V239L82 238L83 239V241L82 242H80L79 244H77V246L74 248V250H73V252H72V254L71 255H73L74 257H75V259L73 260V263L74 264H84L85 263V260H87V257H85L84 256V254L86 253V252H89V254H90V256L91 255H93V254H96L98 251H100L101 249H100V243H102V242H107V244L110 242V237H115V240L117 239L118 240V238H116V236L114 235V233H116V229H118V228H116V226H114V224L116 225V220H109V223L108 222H106V223H101V222H99V221H97V222H94V223H92V220L91 219H88V218H85ZM87 219L88 220H91L90 222L89 221H87ZM125 219V220H124ZM127 219V220H126ZM149 219V218H148ZM170 219H172V220H170ZM143 220H145V219H143ZM147 220V219H146ZM155 220L158 222H156V224H155ZM159 220H161V222L159 221ZM169 220V221H168ZM178 220H179V222H178ZM210 220H212V221H210ZM27 221V220H26ZM29 221V220H28ZM27 221V222H28ZM115 221V222H114ZM132 221V222H131ZM151 221V222H150ZM153 221V222H152ZM208 222L206 223L205 222V220H204V222L203 223H205L206 225H200L201 226V228H200V226H199V224H198V226L199 227H191L190 225H186L185 224V227L183 226V232H182V234H178V236H176L177 234H173V236H172V238H171V240H173L172 242V245H174V243H175V246H174V249L176 250V253H174L173 255H175V256H178L179 257V259L180 260H182L183 262H185L186 260L183 258V256H182V252H184V250L183 249H185V248H187V251H189V246H190V251H195L194 249H192V246H193V244L194 245H198L199 244V246H200V248H201V250H204L203 252H206V251H209V246L211 247V244L210 243H212V241H214L215 242V240H218V239H216L217 237H216V233H219V231L220 230H218L217 229V223H216V220H215V218H214V215L211 217V215H210V218H209V220H207ZM16 222H18V221H16ZM16 222H14V223H16ZM99 222V223H98ZM113 222V223H112ZM135 222L137 223V224H135ZM160 222V223H159ZM200 222V221H199ZM198 222V223H199ZM210 222V223H209ZM88 223V224H87ZM91 223V224H90ZM170 224V226L172 225L173 226V224ZM23 224V223H22ZM108 224V225H107ZM133 224H135V225H133ZM159 224V225H158ZM161 224V225H160ZM162 224H163V226H162ZM168 224V225H169ZM210 224H212V225H210ZM216 224V225H215ZM87 226V228H85L86 226ZM98 225H100V226H98ZM106 225V226H105ZM111 225V226H110ZM113 225V226H112ZM133 225V226H132ZM80 226L83 228V230H82V228H80ZM110 226V227H109ZM160 226V227H159ZM162 226V227H161ZM187 226V227H186ZM210 226H213V227H210ZM216 226V227H215ZM77 227V228H76ZM92 227H94V228H92ZM133 227H137V228H134V230H133ZM150 227V226H149ZM148 227V228H149ZM176 227V228H175ZM191 227V228H190ZM71 228V226L69 227V229ZM214 230H213V229ZM25 229H26V227H25ZM24 229V227L23 228H21V230L23 231V230H25ZM27 229H28V227H27ZM26 229V230H27ZM85 229V230H84ZM107 229H110V233H112L113 232V234H108L107 235V233H108V231H107ZM147 229V228H146ZM200 229V230H199ZM71 230H73V228H71ZM163 230V231H162ZM243 230H246V226H244L243 227ZM82 231V232H81ZM101 231H103V234L101 233ZM118 232H120V230H117ZM161 231V232H160ZM185 231H187V232H185ZM190 231H192V232H190ZM214 231V232H213ZM49 232H52V231H49ZM84 232V233H83ZM151 232V231H150ZM190 234H189V233ZM82 233V234H81ZM184 233H186V234H184ZM193 233V234H192ZM198 235V236H195L196 234ZM206 233V234H205ZM213 233L215 234V236L213 235ZM34 234H35V229H33V237H34V239L36 238L35 236H34ZM86 234H88V235H86ZM165 234V235H164ZM184 234V236H185V238H184V236H182ZM189 234V235H188ZM247 233L244 231V232H242L241 231V234L239 233V236L238 237H241V238H243L244 240H245V242H247L248 241V237H247V235H246ZM146 235V236H145ZM145 238L144 239H142V238H140L139 237V234L137 233V236L139 237V241H140V245H139V249L142 251V252H145L146 253V255H147V257L149 256H153L154 255V257H155V259H157V261H158V264H161L162 262H164L163 264H167L169 261V257L170 256H172V252L173 251H171V249H169V247H166L165 246V251H164V249L161 251V250H158V248H156L157 246L154 244L155 242H156V244H157V242H158V240L157 241H151V239L152 238H150L151 236H155V235H152V232H151V236H150V233L148 234H146V232H145ZM164 235V236H163ZM188 235V236H187ZM191 235H193V236H191ZM235 235H237V234H235ZM240 235H242V236H240ZM72 236V235H71ZM82 236H84V237H82ZM89 236V237H88ZM212 236H214V238L212 237ZM117 237H119V236H117ZM193 237H194V239H193ZM216 237V238H215ZM245 237V238H244ZM75 239H77V238H79V235H78V237L76 236V237H74ZM87 238V239H86ZM121 238V240H123V244L121 245L123 248H124V244L126 245V246H129V247H125L124 249H127V250H131V245H129L128 243H126V241L128 240V239H123V237H120ZM191 238V239H190ZM37 239V238H36ZM142 239V240H141ZM146 239V240H145ZM149 239V240H148ZM183 239H185V240H183ZM197 239V240H196ZM201 239V240H200ZM239 239V241L238 242H236L235 244H232V246H231V248H230V252L228 253V254H231V256L229 257L228 255H226V250H225V253H223V257H224V259H226V260H228L227 262L229 263V264H232L231 262H229V261H234L237 257L234 255V254H240L242 251H246L247 250V247H249V246H251L252 247V245H248L247 243H240L241 241V239L240 238H238ZM247 239V240H246ZM170 240V241H171ZM169 241V242H170ZM176 241V242H175ZM182 241V242H181ZM184 241H186V242H184ZM190 241V242H189ZM152 242L153 244H150V243ZM192 242H193V244H192ZM196 242V243H195ZM144 243V244H143ZM177 243H178V245H177ZM51 244H52V241H49L48 242V244L46 243L45 245H49V246H51ZM150 244V247L149 246H147V245H149ZM182 246H184V247H182ZM216 244V243H215ZM215 244H213L214 246H215ZM112 245L113 246H110L109 244H108V246L112 249V247H115V245L112 243ZM153 245V246H152ZM188 245V246H187ZM236 245V246H235ZM241 245V246H240ZM43 246H44V244H43ZM42 246V247H43ZM244 246H246V248L244 247ZM146 247H147V249H146ZM178 247V248H177ZM241 247V248H240ZM244 247V250L242 249ZM155 248V249H154ZM180 248H182V249H180ZM250 248V247H249ZM42 249V248H41ZM115 249H117V248H115ZM119 249V248H118ZM149 249V250H148ZM166 249H169V250H167L166 251ZM222 249H225V248H222ZM179 250V251H178ZM186 250V249H185ZM237 250V251H236ZM181 251V252H180ZM186 252V251H185ZM232 252V253H231ZM240 252V253H239ZM263 252V253H262ZM147 253H149V254H147ZM159 253H160V255H159ZM36 254V253H35ZM166 254H168V255H166ZM246 254H247V252H246ZM257 254L259 255V256H257ZM257 254H254V255H256V256H254V258H255V261H253V262H257V263H254V264H264V250L263 251H261V253H258L257 252ZM262 254V255H261ZM108 255V254H107ZM165 255L168 257H165ZM106 256V255H105ZM174 256V257H175ZM249 256V255H248ZM142 257V258H141ZM147 257H144V256H140L138 259H139V263L140 264H146V259H147ZM141 258V259H140ZM258 258V259H257ZM260 258V259H259ZM168 259V260H167ZM204 259H207V258H202V260H204ZM71 260V256L69 255L68 256V258H66V262L68 261H70ZM167 260V261H166ZM180 260H177V261H180ZM208 260V259H207ZM252 260H253V256H252ZM257 260V261H256ZM262 260V261H261ZM63 261H61V263L60 264H63L62 263ZM185 264H187L186 262H185ZM249 264H252V262L250 261L249 262Z\"/></svg>",
  "mask_w": 264,
  "mask_h": 264
}]
</instances>
